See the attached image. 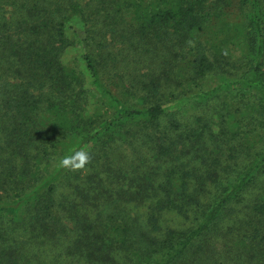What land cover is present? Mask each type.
<instances>
[{"label": "trees", "instance_id": "obj_1", "mask_svg": "<svg viewBox=\"0 0 264 264\" xmlns=\"http://www.w3.org/2000/svg\"><path fill=\"white\" fill-rule=\"evenodd\" d=\"M0 264H264V0H0Z\"/></svg>", "mask_w": 264, "mask_h": 264}, {"label": "clouds", "instance_id": "obj_2", "mask_svg": "<svg viewBox=\"0 0 264 264\" xmlns=\"http://www.w3.org/2000/svg\"><path fill=\"white\" fill-rule=\"evenodd\" d=\"M90 159V153L86 150L81 149L65 156L59 161V164L63 168L75 171L84 168L88 164Z\"/></svg>", "mask_w": 264, "mask_h": 264}, {"label": "rangeland", "instance_id": "obj_3", "mask_svg": "<svg viewBox=\"0 0 264 264\" xmlns=\"http://www.w3.org/2000/svg\"><path fill=\"white\" fill-rule=\"evenodd\" d=\"M78 55H79V52L78 51H71V52H69V54H68V59H73V58H75V57H78ZM74 63V62H73ZM76 65V64H75Z\"/></svg>", "mask_w": 264, "mask_h": 264}]
</instances>
